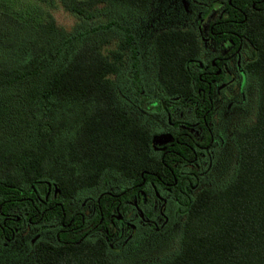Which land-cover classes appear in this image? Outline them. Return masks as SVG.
I'll list each match as a JSON object with an SVG mask.
<instances>
[{
  "label": "trees",
  "instance_id": "trees-1",
  "mask_svg": "<svg viewBox=\"0 0 264 264\" xmlns=\"http://www.w3.org/2000/svg\"><path fill=\"white\" fill-rule=\"evenodd\" d=\"M155 1L61 3L87 24L100 7L118 17L146 18ZM231 1L232 5L225 2L227 15L216 27L233 31L250 46L242 70L246 92L257 85V119L233 130L238 160L231 179L227 172L220 185L201 187L197 186L201 178H190L191 188L187 163L171 161L169 155L163 160L155 151L156 132L120 97L114 77L128 69L129 89L146 112L142 56L129 25L113 20L70 34L52 17L41 23L22 17L18 0H0V227L6 220L15 231L21 224L16 219L24 214L31 218L39 213L35 220L42 214L44 220L54 214L63 219L64 213L80 207L84 196L104 186L106 175L121 179L117 185L124 188L122 198L128 186L136 196L144 189H139L144 180L159 183L147 172L174 183L169 165L179 186L185 184L174 199L182 213L181 232L178 229L172 247L162 248L163 258L151 260L156 254L139 264H264V5L261 9L256 5L260 0ZM111 31L119 32L121 40L105 55ZM228 39L236 52L240 42L232 34L217 43ZM150 45L154 82L150 90L159 89L160 104L178 105L188 121L191 111L204 128L214 83L221 77L211 63L202 61L199 33L170 29L156 34ZM205 134L208 141L206 130ZM105 203L106 220L112 211ZM125 205L122 200L118 208ZM5 237L11 240L13 233L7 231ZM81 239L39 242L37 264H122L112 260L105 239Z\"/></svg>",
  "mask_w": 264,
  "mask_h": 264
},
{
  "label": "flooded vegetation",
  "instance_id": "flooded-vegetation-1",
  "mask_svg": "<svg viewBox=\"0 0 264 264\" xmlns=\"http://www.w3.org/2000/svg\"><path fill=\"white\" fill-rule=\"evenodd\" d=\"M228 2L232 5L231 0H225L222 2L213 1L205 7V12L199 21L200 25L205 23L206 30L200 26L197 32L200 35L202 44H208L211 50L210 58L205 63H211L213 68L217 70V77H221L220 82H215V92L211 101V112H207L203 117L205 126H200V122L196 121L191 111L187 112V115L192 117L191 120L184 118L182 109L176 104L170 105V108H166L164 104H160V91L154 89L149 91L146 89V121L150 122L151 118L164 119L165 126L168 131H160L154 127L153 124L146 125L147 128H153L156 132L155 151L163 154V160L169 155V160H178L187 163L185 169H187V185L193 188V185L189 182L190 178H201L200 184L197 186L202 187V181L213 174V170L219 162V154H222V147L224 144L218 143V128L216 127V115L219 117L220 109L227 104L228 112L232 110H245L248 98L246 94V75L242 70V63L244 58H248L250 46L244 42L243 39L233 31L229 29H221L216 25L221 23V19L226 14V4ZM264 5V0L256 2V5ZM210 11H207V8ZM255 7V4L253 5ZM237 37L240 42V46L236 52L233 51V41H228L218 44L217 41L227 35ZM149 63L152 65V60L148 58ZM231 77V81L227 82V77ZM236 87L235 94L228 92V88L233 85ZM223 86L222 89L216 87ZM232 94V95H231ZM152 99V100H151ZM153 110V111H152ZM161 121V120H160ZM196 121V122H195ZM165 130V129H164ZM205 130L208 134V141L206 140ZM217 132V134H215ZM177 136V137H176ZM176 137V138H175ZM186 137H190L187 139ZM195 141H194V140ZM175 146H178V151ZM173 175L175 182H169L162 180L158 174L147 172L145 175L159 180V183L152 182L148 184L146 180L139 185V189H143L139 194L134 196L131 194V186L126 187L125 193L127 194L122 198L120 197L121 191L124 189L119 188L116 183H111L108 189H96L91 191L81 202L80 207L69 210V213H64L63 219H59L57 216L52 219L44 220V214L40 218L39 213L31 218H28V214H24L17 218V223H21L19 228L15 231L11 230V227L7 226L6 220L0 227L3 240L2 243H12L17 236L24 231L25 227H32L39 230L38 239L30 243V248H33L34 256L36 259V245L44 238L53 239L49 241L51 243H68L73 238L80 236L81 240H98L105 239L110 248V257L114 259V262H118V259L125 262H129L127 259L128 252L139 251L144 249L143 252L148 255L146 246L152 240L167 238V242L162 248H170L173 245V240H176V233L180 228V221L182 217L181 209L178 203H174L175 195L183 192V183L179 186V181L175 172L166 166ZM182 178L181 175H179ZM143 185H145L143 187ZM124 193V194H125ZM122 198V199H120ZM105 200L106 207L111 209L112 214L109 218L104 217L102 201ZM124 200L126 205L123 209L118 208V203ZM177 206H176V205ZM174 208L177 210L175 211ZM49 209H52L49 208ZM24 219V220H23ZM7 231L13 233V239L7 240ZM32 244L34 247H32ZM35 248V249H34ZM140 258V257H139ZM141 260H146V255ZM135 260L134 262H137ZM130 263V262H129Z\"/></svg>",
  "mask_w": 264,
  "mask_h": 264
},
{
  "label": "rangeland",
  "instance_id": "rangeland-1",
  "mask_svg": "<svg viewBox=\"0 0 264 264\" xmlns=\"http://www.w3.org/2000/svg\"><path fill=\"white\" fill-rule=\"evenodd\" d=\"M213 1L222 2L225 0H156L154 11L146 16V18L139 19L129 14H124L122 17H118L114 13H110V10L106 7H100L97 10V17L94 20L87 22V24H84V22L75 14L66 11L61 0H18V4L21 8L20 13L22 17L29 16L39 23L52 17L59 28L70 34L84 29L86 25L92 27L97 23H106L113 20H118L121 24L129 25L133 29V33L136 36L140 47L144 88L146 92V89L151 91L150 88L154 85L151 64L148 61L151 53L150 43L154 36L170 29L197 31L200 26H202L205 31V23L200 25L199 21L203 16V12L206 10L205 7ZM209 9L210 8L208 7L207 11H210ZM109 35L112 37V43L104 50L105 55H108L109 51L117 48L121 40L120 33L117 31H111L109 32ZM202 49L203 60L207 61L212 52L209 45L205 43L202 44ZM127 72L128 69L124 70L119 76L114 77L123 104L126 105V107L134 113L143 124L150 125L149 123H152L153 128L155 127L158 132L168 131V128L164 124V119L158 120L153 117L150 119V122L148 121L149 123L146 121V112L140 108L139 101L134 98L133 92L129 89L130 82L127 77ZM229 81H231L230 76L227 77V82ZM222 87L223 86L216 87V92L218 89H222ZM237 88V84L236 87L233 84L228 88V92L233 93L235 90L237 91ZM257 90V85H252L247 89L246 94L248 103L245 105V110H232L228 112V103H225L222 109H220L219 117L216 115V127L218 128L217 142L224 144V146L222 147V154H219V162L214 168L213 174L209 175L202 181V187L220 185L222 178L225 177L227 172L230 173V176L227 177L228 180L233 176L238 160V149L232 133L236 128H245L256 122L258 109ZM215 134H217V132H215ZM106 176L104 178V186L102 185V187L99 188L100 190L103 188L108 189V185L112 182L122 184L121 179L117 176ZM174 210L176 211L177 209L174 208ZM182 222L183 219L181 220V223ZM181 227L179 228L180 232ZM38 233V229L25 227L24 231L21 232L12 243H2L0 245V264H37L34 252H31V250L33 251V248H30L29 244L38 239ZM181 236L182 234L180 233V239ZM44 240L53 241V239L50 238H44ZM167 241V238H160L149 242L148 246H146V251L149 252L148 255L143 252L144 249L128 253L126 251L124 256L125 254H131L127 256L130 263L125 262L120 258L118 259V263L121 261L122 264H139L141 263L139 262V259L145 257V255L147 259L156 254L157 255L151 260H159L165 256L164 252L160 249ZM32 247H34L33 244ZM177 249H179V242ZM160 252H162V254H160ZM112 260L114 261L113 258ZM135 260L138 261L134 262Z\"/></svg>",
  "mask_w": 264,
  "mask_h": 264
}]
</instances>
